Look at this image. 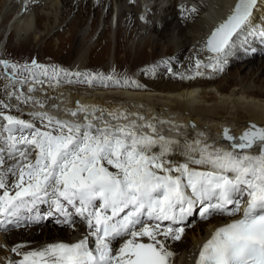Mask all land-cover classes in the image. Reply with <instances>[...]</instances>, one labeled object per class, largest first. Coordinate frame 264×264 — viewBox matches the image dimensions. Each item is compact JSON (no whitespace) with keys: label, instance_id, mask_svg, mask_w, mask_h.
I'll return each mask as SVG.
<instances>
[{"label":"snow or ice","instance_id":"6c2138e0","mask_svg":"<svg viewBox=\"0 0 264 264\" xmlns=\"http://www.w3.org/2000/svg\"><path fill=\"white\" fill-rule=\"evenodd\" d=\"M257 2L238 0L232 14L206 42L215 62L196 60L195 75L203 74L198 71L201 67L223 71L233 37L249 22ZM3 63L7 66L8 62ZM23 69L32 73L33 83L44 82L34 70L52 78L35 61ZM58 72L69 75L52 69L53 75ZM72 75H86L89 83L113 80L111 76ZM22 102L27 103V98ZM33 103L44 107L41 101ZM96 112L103 110L80 106L69 112L73 117L83 113L84 124L46 113H35L32 121H26L0 112L4 122L0 123V227L19 224L22 211L50 203L49 215L64 218L58 223L71 226L75 216L86 229L74 243H51L25 253L19 251L24 246L17 245L12 251L22 258L10 264H171L174 253L167 242L181 240L187 217L197 210L203 221L231 219L206 239L196 254V264H264V128L252 124L239 138L225 129L230 149L194 141L199 159L192 163L199 167H172L150 150L157 144L166 149L173 141L140 135L135 122L97 126L91 122ZM108 115L128 119L123 113ZM144 127L156 131L151 124ZM256 146L258 152L249 151Z\"/></svg>","mask_w":264,"mask_h":264},{"label":"bare ground","instance_id":"6f19581e","mask_svg":"<svg viewBox=\"0 0 264 264\" xmlns=\"http://www.w3.org/2000/svg\"><path fill=\"white\" fill-rule=\"evenodd\" d=\"M94 1L0 0V40L12 27L10 37L13 41L15 38L18 41L16 45H12V50L16 51L18 56L19 52H32L33 37L25 35L30 30V26L25 25L30 19L31 8L36 7L35 21L38 29L43 31L40 42L47 39V43L51 45L55 40L60 41L61 63L57 70L63 69L72 77L75 76L72 75L74 73L83 74L88 71L96 77L110 72L107 61L114 41L111 17L115 11L111 2L108 14L101 19V8L106 7L108 0H99V3L95 1L98 6H95ZM115 1L119 5L116 8L119 21L114 51L124 56V59L118 62L116 73L125 77L136 71L139 81L131 80L127 83L122 81L117 84L114 83L115 80H105L104 85L107 89L86 92L76 91L77 89L60 84H52L44 88L38 85L40 83L14 84L9 81L6 83L8 87L13 84L15 87L21 86V91H18V88L15 90L8 88L6 96L7 100L13 98L20 101L22 116L14 115L18 108L9 105V102H0V107L4 108L7 115L20 116L21 119L27 118L30 121L33 119V114L46 113L60 120L84 124L86 121L83 113L73 117L69 112L76 111L80 106L90 111L102 109L103 113L96 112L91 118L92 123L95 122L97 126H104L105 122L113 127L135 122L137 124L135 131L140 135H150L154 139L163 137L165 140L173 141L174 143L169 144L166 149H162V146L157 144L150 150L152 154L162 155L166 164L172 167L183 164L198 166L192 163L193 160L199 159L198 147H192L194 141L199 140L201 144L230 149V142L223 136L225 129L229 130L230 135L238 138V135L250 124L264 128V83L260 82L253 90L238 84L228 91L225 87L219 89L216 87V79L222 71L201 67L198 71L203 74L195 75L196 60H201L203 64L215 62L214 54L206 50L207 39L215 28L232 14L238 0H169V3L167 0H141L140 6L133 0ZM48 5L52 7L51 14L40 10L44 7L46 9ZM76 8L75 21L64 25L66 18ZM143 12H148L146 18ZM91 15L93 18L89 35L87 38L78 36L79 30L86 26ZM196 17H199V20H195ZM149 32L150 36L147 34ZM261 33H264V0H258L249 22L237 36L233 37L234 43L227 52L223 70L241 64V68L244 65L246 68L251 66L254 71L255 63L262 61L260 64L264 65L263 60H258V55L264 53V45L261 44L264 35ZM67 34L69 36H66ZM96 35L95 40L92 39ZM87 39V43H84ZM132 40H135L134 45L130 44ZM148 48H152V51L148 52ZM188 49V57L182 63V58ZM1 52L2 47H0ZM63 54L66 55V60L63 59ZM87 55L90 57L88 64L84 62ZM74 60H76L75 64L72 65ZM149 61L152 62L151 66ZM128 67L130 70L127 71ZM259 69L261 68L258 67L257 71ZM244 78L247 80L246 76ZM260 80L264 79L260 78ZM91 81L93 84L98 82L97 79ZM34 84L37 85V95L36 90H31ZM6 86L1 84L0 97L3 96ZM40 86L42 88L38 89ZM25 98L27 103L22 102ZM214 99L215 102H212ZM33 101L43 102L44 107ZM4 105L9 107L5 108ZM29 105L36 112L29 111L27 108ZM22 107L26 110H22ZM37 107H41L44 111H37L39 110ZM108 113H123L128 119L116 120ZM36 123L41 124L39 120ZM146 124L153 125L156 129L155 133L151 128L144 127ZM249 151L259 150L254 147ZM11 163L13 162L8 161V164ZM192 216L187 217L186 225H190ZM230 219V217H214L205 223L195 218L193 221L195 226L190 227L192 231H189L190 245L185 243V239L167 242L169 250L174 253L173 259L177 257L171 264H196V254L206 239L216 227ZM70 230L59 227H26L0 236V242L11 246V250L17 245L25 244L19 249L21 253H25L51 243H74L86 234V229L82 225L73 224ZM14 256L7 260L6 264L13 262Z\"/></svg>","mask_w":264,"mask_h":264},{"label":"rangeland","instance_id":"374dc122","mask_svg":"<svg viewBox=\"0 0 264 264\" xmlns=\"http://www.w3.org/2000/svg\"><path fill=\"white\" fill-rule=\"evenodd\" d=\"M96 2L99 3V0H95ZM95 3V6H98V3ZM104 1V0H102ZM138 6H140L141 4L139 3V1L141 0H133ZM49 2V0H48ZM112 2V6L114 7V11L115 13L112 15L111 17V27H112V37H113V45H112V51L109 54V59L107 61V65L109 66V70L110 72H107L105 74H100L97 75V77L99 76H103V77H108L111 76L113 77V80L115 81H120V82H125V81H137L138 76L136 74V71L133 72L132 74H130V76H125V77H121L122 75L118 76L119 74L116 73L117 71V67H118V62H120V60H122V58L124 59V56L119 54L118 52L114 51V44L116 42V36H117V30H118V21H119V15H118V9H116L119 5H117V2L115 0H108V3L106 5L105 8H101L102 10V15H101V19H103L107 14H108V10L110 8V3ZM116 2V3H115ZM142 2V1H141ZM167 3H169V0H167ZM195 8L196 5H194L193 3H191ZM51 6H47L46 9L45 7L42 10L44 13H48L51 14L52 13V7L50 10ZM36 7H32L31 8V13H30V19L27 21V24L25 25L27 27L30 26V30L28 34H25L27 36H32L33 37V41H34V45H33V51L30 53H22L19 52V56L18 53H16V51L12 50L13 47L12 45H16L17 44V39L15 38V40L13 41L12 38L10 37V32H11V28L8 29V32L3 34V38H1L0 40V47H2V52L0 53V86L1 84L7 85L5 90L3 91V96L0 97V102L6 103L9 102V105L14 106V108H18L17 111H15L14 115H19L20 114V101L19 100H15V99H10L8 98L7 100V89L8 88H13L14 90L18 88V91H21V86L15 87L14 84H18L21 82V84H32V73L25 71L23 69L24 65H27L29 67L32 66L33 61H35L37 64L43 65L45 66L48 70L50 75H52V78L50 77H46L40 74V70H34L36 73V76L38 77V79H44L43 83H36L38 85L44 86V88H47L48 86L52 85V84H56V85H65L64 87H69V88H73V89H77L76 91H83L86 92L88 90H98V89H107L104 85V81L105 80H100L97 79L98 82L93 84V82L91 81L90 83L87 82V76L86 75H81V76H65L63 73L58 72V74H52V69H58L61 63V57H59V40H55L54 42H52L51 45H49L47 43V39L42 40L40 42V37H41V33H43V31L40 29H38L39 27L37 26V23L35 21V10ZM199 9V8H198ZM145 11V10H143ZM53 14L55 15V13L53 12ZM143 16L144 18H146V15L148 14V12H143ZM58 16V15H57ZM77 16V8L75 10L72 11L71 15L68 16L64 22V25H69L72 24L75 21V18ZM92 18L93 15H91V17H89L88 22L86 24V26L82 29L79 30L78 32V36L81 37H85L87 38V36L90 33L91 30V22H92ZM100 19V20H101ZM195 20H199V17H196ZM31 24V25H30ZM101 27V25H100ZM102 29V27L100 28V30ZM81 32V33H80ZM70 34V32H68ZM100 33V32H99ZM98 33V34H99ZM69 34H67L66 36H69ZM97 34V35H98ZM148 36H150V32L147 33ZM94 36V39L97 37ZM20 38H22V35H20ZM139 39V38H138ZM209 39V38H208ZM207 39V40H208ZM93 40V41H94ZM88 39L85 40L84 43H87ZM135 40L131 41V45H134ZM54 44V45H53ZM12 47V48H11ZM207 50V48H206ZM152 48H148V52H151ZM188 52L189 49L185 52V55L182 58V63L186 61L187 57H188ZM208 52V51H207ZM88 53V52H86ZM2 57V58H1ZM63 59L66 60V55L63 54ZM89 60V61H88ZM258 60H263L264 61V53L263 55H258ZM4 61H7V66L3 63ZM74 60L72 62V65L75 64ZM88 61V62H87ZM84 62H86L87 64L90 62V57L89 55L86 56V58L84 59ZM262 63V61H260L259 63H255L253 65V67H255L254 71L252 70L251 66H249L248 68H246V66L244 65L243 68H241V64H239L238 66H240V69H238V66H230L229 69H225L221 72V74H219V76L216 79V87L219 89V87H225L228 89V91H231L232 89H234L235 87H237L238 84H242L243 87H246L249 90H253L256 85L261 83H264V80H260L264 79V65L260 64ZM152 62L149 61V66H151ZM11 65H16L17 67L15 69H13L11 67ZM57 66V67H56ZM75 66H72V68H74ZM258 67H260L261 69H259V71H257ZM115 69V70H114ZM172 69V68H171ZM130 70V67L127 68V71ZM252 70V71H251ZM66 72V71H65ZM83 74H91L92 76H95L94 74H92V72H83ZM118 76V77H117ZM247 77V80H245L244 77ZM12 81V83H14L11 87H8V84H6L7 82ZM139 81V80H138ZM36 84L30 85L33 86V89L36 90ZM40 86L41 89L42 87ZM46 86V87H45ZM37 93V90L35 91V94ZM37 95V94H36ZM35 95V96H36ZM5 96V97H4ZM214 98H216L214 96ZM212 102H215V99L212 100ZM27 105V104H26ZM24 107H26L24 105ZM22 107V110H26V108ZM29 111H33L36 112L34 108H32V106H27ZM39 110V112H41L43 109L41 107H37ZM3 110V111H2ZM44 111V110H43ZM45 111H47L45 109ZM0 112H3L4 114L7 115V113L4 112V108L0 107ZM10 115V114H8ZM20 116H22L20 114ZM20 116H18L17 118L21 119ZM26 121L27 118H25ZM96 120V119H95ZM32 121V120H30ZM1 123H4L3 121ZM38 127H42V125L40 123H36ZM177 165H175L176 167ZM190 167L193 168H198V166H193V165H189ZM197 214V211L195 212ZM195 226V225H194ZM195 229V228H194ZM189 231L192 230H188L184 232L182 241L185 239V243L190 245V233ZM43 241V240H42ZM25 245V244H24ZM14 254H16L15 252H13L11 250V246H7L6 243H1L0 242V263L2 264H6V261L9 260L12 256H14ZM15 260L19 259L21 256L15 255ZM176 256L174 259H172V261H176ZM15 260H13V262H15Z\"/></svg>","mask_w":264,"mask_h":264},{"label":"water","instance_id":"95a60500","mask_svg":"<svg viewBox=\"0 0 264 264\" xmlns=\"http://www.w3.org/2000/svg\"><path fill=\"white\" fill-rule=\"evenodd\" d=\"M83 117H84V116H83ZM250 125H252V124H250ZM250 125H249V126H250ZM255 125H256V124H255ZM256 126H257V125H256ZM257 127H259V126H257ZM248 128H249V127L245 128V129L242 131L241 135H242L245 131H247ZM259 128H261V127H259ZM241 135H240V136H241ZM240 136H239V137H240Z\"/></svg>","mask_w":264,"mask_h":264}]
</instances>
